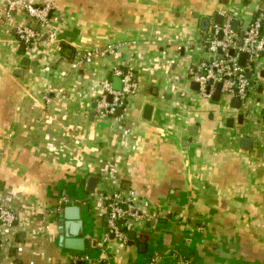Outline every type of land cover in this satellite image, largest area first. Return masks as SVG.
Listing matches in <instances>:
<instances>
[{
  "label": "crops",
  "instance_id": "0c3cea01",
  "mask_svg": "<svg viewBox=\"0 0 264 264\" xmlns=\"http://www.w3.org/2000/svg\"><path fill=\"white\" fill-rule=\"evenodd\" d=\"M28 2L50 11L24 44L16 29ZM262 3L0 0V204L15 214L1 228V264H264V85L250 87L238 124L242 109L201 95L188 77L204 56L194 39L214 14L230 12L241 29ZM107 44L70 68L77 52ZM114 65L133 70L136 89L121 112L95 106L90 117ZM262 69L264 54L254 75ZM240 136L253 137L249 148ZM115 189L139 211L125 222L135 236L103 241V195ZM74 204L83 250L59 238V212Z\"/></svg>",
  "mask_w": 264,
  "mask_h": 264
},
{
  "label": "built area",
  "instance_id": "2783aa9c",
  "mask_svg": "<svg viewBox=\"0 0 264 264\" xmlns=\"http://www.w3.org/2000/svg\"><path fill=\"white\" fill-rule=\"evenodd\" d=\"M22 8L28 20L17 27V35L25 44L36 42L40 36V26L49 17L50 6L28 2ZM222 14L224 15L222 23L213 22L197 39H194V44L202 47L204 56L191 66L190 77L198 83L197 90L205 97H210L215 90L216 82L221 81V96L227 98L238 96L243 100L246 99L249 90L246 70L253 69L261 52H264V3L256 8L253 17L241 29L238 20L236 29L231 26V21L236 18L230 12ZM31 21L35 22V25L31 24ZM113 49V44H107L103 47L79 51L70 62V68L78 69L91 62L95 53L103 56ZM231 49L233 52L230 51ZM242 52L246 53L243 65L239 62ZM112 71L120 76L121 88L114 89L111 81L103 82V90L96 98V108L102 116L114 114L117 107L123 106L136 89V79L132 69L114 65ZM108 94H111V99H108ZM103 199L108 228L103 241L108 239L109 233H113L114 238L125 240V222L130 217L139 216L138 209L132 201L124 198L118 189L105 193ZM14 217L13 210L0 204V232L2 225L12 222Z\"/></svg>",
  "mask_w": 264,
  "mask_h": 264
},
{
  "label": "water",
  "instance_id": "95a60500",
  "mask_svg": "<svg viewBox=\"0 0 264 264\" xmlns=\"http://www.w3.org/2000/svg\"><path fill=\"white\" fill-rule=\"evenodd\" d=\"M225 2H227V0H224ZM223 14L222 13H215L214 14V19L216 23H222L223 21ZM237 19H233L231 21V26L236 29L237 28ZM45 35V34H44ZM42 35V39L43 36ZM239 43H241V40H239ZM231 52H233V49L230 50ZM220 52V50H219ZM264 54V52H261V55ZM246 60V53L242 52L240 54L239 57V62L240 64H244ZM255 68V67H254ZM254 68L253 69H248L246 70V75L248 77V85H249V89L250 87H255L256 90L258 92H261L263 89V82L257 81V78H263L264 77V70L262 69L261 71H259L258 74L254 75ZM190 75H188L189 77ZM112 87L114 89H120L121 88V80H120V76L119 75H114L112 78ZM191 88L193 89H198V83L194 80L191 81ZM221 81L216 82V86H215V90L213 91V93L211 94L210 98L211 100L215 101V102H219L221 105L225 104L227 105V108H236V109H242L241 112H238V114L236 115V121L238 124H243L244 121V102L245 99H241L238 96H231L229 98H225V96H221ZM249 93V90H248ZM224 97V98H221ZM108 99H111V94H108ZM96 106V101H92V103L90 104L91 110H90V117L93 116L94 114V108ZM151 108L152 105L150 103H146L144 106V113L143 116L144 117H150V112H151ZM122 110V106H118L116 109V112H121ZM264 118V116H263ZM233 117H229L227 119V125H229L230 127H233ZM248 123H245V127H248ZM243 129L240 128L239 131L241 132ZM253 137L252 136H240L239 137V145L242 147H246L249 148L251 146ZM96 182V178L94 176L89 177L88 179V187L87 189L89 191H92L94 188ZM79 205L74 204V205H66L63 207V210L61 212H59V224L62 225V230L61 233L59 235V238L62 239V242L65 243L66 246L72 247L76 250H83L86 248L85 245V238L82 236V219L79 217ZM68 212V213H67ZM106 218H107V214H104V232L108 231V228L106 226ZM65 219H68L70 222L65 221ZM70 226L72 233L73 234V239L72 240V244H67V240L65 239V237L67 236L66 231L64 230V226L67 228V226ZM126 235L128 238L133 239L135 236V230L134 229H127L126 230ZM109 236L113 238V233H109ZM78 263H80V260H78Z\"/></svg>",
  "mask_w": 264,
  "mask_h": 264
},
{
  "label": "rangeland",
  "instance_id": "374dc122",
  "mask_svg": "<svg viewBox=\"0 0 264 264\" xmlns=\"http://www.w3.org/2000/svg\"><path fill=\"white\" fill-rule=\"evenodd\" d=\"M194 51H195V53H199L200 55L202 54V51H203V49L201 48V50L200 49H195L194 48ZM197 56V55H196ZM221 98H224V97H221ZM225 98H227V97H225Z\"/></svg>",
  "mask_w": 264,
  "mask_h": 264
},
{
  "label": "trees",
  "instance_id": "16d2710c",
  "mask_svg": "<svg viewBox=\"0 0 264 264\" xmlns=\"http://www.w3.org/2000/svg\"><path fill=\"white\" fill-rule=\"evenodd\" d=\"M24 43V42H23ZM25 44V43H24Z\"/></svg>",
  "mask_w": 264,
  "mask_h": 264
}]
</instances>
